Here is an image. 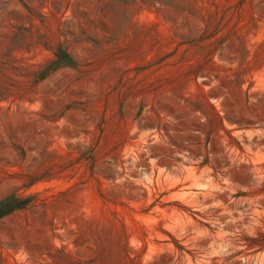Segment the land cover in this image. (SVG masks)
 I'll use <instances>...</instances> for the list:
<instances>
[{
	"label": "rangeland",
	"instance_id": "rangeland-1",
	"mask_svg": "<svg viewBox=\"0 0 264 264\" xmlns=\"http://www.w3.org/2000/svg\"><path fill=\"white\" fill-rule=\"evenodd\" d=\"M2 203L0 264H264V0H0Z\"/></svg>",
	"mask_w": 264,
	"mask_h": 264
},
{
	"label": "trees",
	"instance_id": "trees-1",
	"mask_svg": "<svg viewBox=\"0 0 264 264\" xmlns=\"http://www.w3.org/2000/svg\"><path fill=\"white\" fill-rule=\"evenodd\" d=\"M65 57V59L67 58L66 54H63ZM23 204H19L17 206L14 207H10V204H0V219H2L3 217H5L6 215L10 214L12 211H14L15 209H19L21 207H23ZM9 207V208H6Z\"/></svg>",
	"mask_w": 264,
	"mask_h": 264
}]
</instances>
